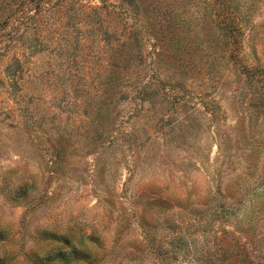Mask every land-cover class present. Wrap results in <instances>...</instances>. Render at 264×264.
Masks as SVG:
<instances>
[{
    "label": "rangeland",
    "instance_id": "1",
    "mask_svg": "<svg viewBox=\"0 0 264 264\" xmlns=\"http://www.w3.org/2000/svg\"><path fill=\"white\" fill-rule=\"evenodd\" d=\"M28 1L13 0L20 10L0 28L5 263H43L67 239L101 264H264V107L250 103L264 74V0L250 10L235 0L232 56L193 58L159 31L169 49L156 55L139 22L155 21L141 6L150 0ZM160 1L199 23L190 0ZM124 41L129 54L108 58ZM107 58L123 67L113 92Z\"/></svg>",
    "mask_w": 264,
    "mask_h": 264
},
{
    "label": "trees",
    "instance_id": "2",
    "mask_svg": "<svg viewBox=\"0 0 264 264\" xmlns=\"http://www.w3.org/2000/svg\"><path fill=\"white\" fill-rule=\"evenodd\" d=\"M13 0H0V28L8 25V22L12 17H16L18 11L20 10V4L11 3ZM29 2L28 0H25ZM254 0H250L247 3V10L252 8ZM188 3L194 4L197 9L196 13L198 14V24H193L189 19H186L187 14H181L178 10L180 5H174L171 1L162 2L160 0H150L148 3H142V8L144 11H147L148 14L155 16V21L147 17L145 20H139L141 23L140 29L143 32H146V36H153L156 40V43L159 46L157 49L156 55H163L169 49L168 45L161 44L162 38L158 36V31L162 35L169 36L167 39L170 42H173L176 47H185L187 46L188 54L193 56L197 51L203 50L206 55H215L221 57L219 49L229 53L230 56L233 55L236 46L232 47V44H237L236 33L238 30V16H239V4L235 3V0H190ZM184 5V9H188ZM150 16V15H149ZM170 17H172L170 19ZM191 19V18H190ZM157 20V22H156ZM180 26V27H179ZM188 29L193 32L196 40L185 37L184 35H178L177 30L184 31ZM126 32V31H125ZM124 32V34H125ZM142 32V33H143ZM188 39L182 41L183 39ZM129 44L124 41L121 44H110L108 58L115 60H123L124 55L129 54ZM171 47V46H170ZM176 47L174 49H176ZM217 50V51H216ZM226 55V56H227ZM228 55V56H229ZM106 59V64L110 65L112 68L109 70H102V79L109 89L113 92L119 86L122 87V84L119 83L120 76L123 75V67L118 65V62H112L109 59ZM103 68H108L105 66ZM257 72V69H249L248 74L253 75ZM129 76V75H126ZM260 91H250V103L253 108L264 107V74ZM108 91V90H107ZM233 207V204H230ZM216 212L222 214L227 213V209L222 208L221 205L216 207ZM224 215V214H223ZM222 215V216H223ZM149 233V231H147ZM174 240V238H173ZM183 239H180V241ZM179 239L177 240V242ZM92 254H95L92 249L82 240L77 242L69 243L67 239L62 241V244H53L49 251L46 253L44 262L42 263L41 259L38 258L36 254L30 255L31 264H46L49 261L56 260L57 262L61 261L65 264H101L97 256L93 255V258L90 261H87ZM168 258V257H167ZM135 259H138L136 261ZM6 255H0V264H6ZM148 260L140 259L137 257H125L118 264H148ZM152 264H160L161 261H151ZM169 259H166L165 263L168 264ZM103 264V263H102Z\"/></svg>",
    "mask_w": 264,
    "mask_h": 264
}]
</instances>
